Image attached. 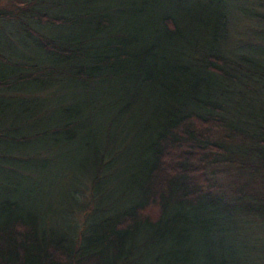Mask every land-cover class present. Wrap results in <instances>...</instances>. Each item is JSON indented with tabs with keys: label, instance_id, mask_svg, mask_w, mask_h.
<instances>
[{
	"label": "trees",
	"instance_id": "1",
	"mask_svg": "<svg viewBox=\"0 0 264 264\" xmlns=\"http://www.w3.org/2000/svg\"><path fill=\"white\" fill-rule=\"evenodd\" d=\"M185 2L0 13L23 25L0 48V264H264L262 234L218 243L224 218L264 230V65L222 41L225 8Z\"/></svg>",
	"mask_w": 264,
	"mask_h": 264
},
{
	"label": "rangeland",
	"instance_id": "2",
	"mask_svg": "<svg viewBox=\"0 0 264 264\" xmlns=\"http://www.w3.org/2000/svg\"><path fill=\"white\" fill-rule=\"evenodd\" d=\"M125 3L127 0H123ZM203 0H188V3L185 2L186 9H195V7L201 6L199 2ZM213 5H215L212 9L214 12L216 8H225L226 13L229 12L230 20L228 23V30L227 36L223 38V42L230 46L231 48L234 46L242 52H246L247 56H252V58L256 59L257 61L261 62L264 65V0H210ZM109 3H120V0H108ZM24 0H0V13H7V14H16V11L20 9ZM174 2L172 3V7L174 9ZM218 6V7H217ZM177 9V6H175ZM41 10H47L46 5L42 3V6L39 7ZM175 11V9H174ZM18 12V11H17ZM211 12V13H213ZM21 20H25L30 23L31 27L34 30L42 32L44 26L42 24H37L38 22L32 23L29 18V13H22ZM14 21H3L0 22V26L2 31H0V48L3 45H7L10 48L17 46V38H13L11 36L6 35V33H14L18 37L21 35V26ZM246 31V34L243 32ZM246 45V46H245ZM25 51L28 53L35 52V47L33 46L32 41L25 40L24 41ZM258 107L253 106V111L257 113ZM11 112V111H10ZM232 145H241V142L238 140H234ZM244 148V147H243ZM64 151H58L57 154L52 157L51 163L53 167H57L63 164V160L66 154L63 153ZM57 157V158H56ZM56 158V159H55ZM239 163L245 164L242 161L244 159H238ZM253 165L258 163L252 162ZM65 169V165L63 164L62 168L57 169V172H54L53 176L61 175L62 171ZM252 171H255L254 167H251ZM231 173H238L236 168H232L230 170ZM64 176L66 179L75 180L76 174L72 172H64ZM256 175V173H255ZM73 185L69 187L71 190ZM67 189H64L66 192ZM45 206L49 207L47 209L42 208L41 205H37L38 211L42 212L43 214L50 213L48 217L51 216L52 212L57 210V213L61 210V204L58 202L44 204ZM32 207V206H31ZM58 216H54L52 219H58ZM221 224L227 229L226 234L222 235L218 239L219 245H234L236 248V253H238L239 248L241 246L238 245H252L251 242V234L248 232H252L255 235L262 234V238H264V230L260 229L263 228L261 224H257L252 219L251 220H241L240 218H231V219H222ZM239 247V248H238Z\"/></svg>",
	"mask_w": 264,
	"mask_h": 264
}]
</instances>
